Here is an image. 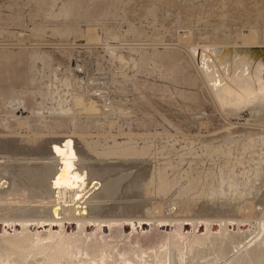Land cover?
Here are the masks:
<instances>
[{
    "label": "rangeland",
    "instance_id": "1",
    "mask_svg": "<svg viewBox=\"0 0 264 264\" xmlns=\"http://www.w3.org/2000/svg\"><path fill=\"white\" fill-rule=\"evenodd\" d=\"M215 44L264 46V0H0V218L260 219L264 102L218 104Z\"/></svg>",
    "mask_w": 264,
    "mask_h": 264
},
{
    "label": "bare ground",
    "instance_id": "2",
    "mask_svg": "<svg viewBox=\"0 0 264 264\" xmlns=\"http://www.w3.org/2000/svg\"><path fill=\"white\" fill-rule=\"evenodd\" d=\"M196 52L213 98L220 106L242 107L254 101L264 102V46L215 44ZM55 150L68 156L74 154L72 148L68 151L55 147ZM132 150L131 146L120 149L128 155ZM64 162L69 164L68 160ZM159 171L162 174L163 170ZM149 172L139 184L151 183L156 177L161 190L173 185V181H165L163 174L161 177L158 172L156 176L153 170ZM57 180L55 177L53 183ZM188 183L191 185L190 179ZM62 186L58 190L61 193L70 189ZM70 220H75V229L66 222ZM29 223L41 226L31 227ZM248 241V249L242 250L240 247ZM234 255L231 264H264V208L258 220L0 218V264H226Z\"/></svg>",
    "mask_w": 264,
    "mask_h": 264
}]
</instances>
